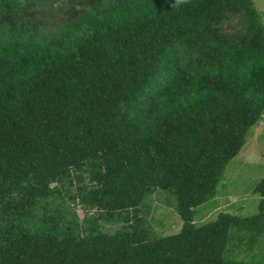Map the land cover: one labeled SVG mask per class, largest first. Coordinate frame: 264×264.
<instances>
[{"label":"trees","instance_id":"obj_1","mask_svg":"<svg viewBox=\"0 0 264 264\" xmlns=\"http://www.w3.org/2000/svg\"><path fill=\"white\" fill-rule=\"evenodd\" d=\"M77 1L53 41L42 9L75 0H0V264H247L229 254L264 232V178L257 214L193 218L264 113L253 1ZM63 189L97 213L87 230ZM156 190L183 225L150 238Z\"/></svg>","mask_w":264,"mask_h":264},{"label":"rangeland","instance_id":"obj_2","mask_svg":"<svg viewBox=\"0 0 264 264\" xmlns=\"http://www.w3.org/2000/svg\"><path fill=\"white\" fill-rule=\"evenodd\" d=\"M252 1L255 9L261 14L264 25V0ZM76 2L78 1L75 0V4L57 2L51 7L42 9L41 17L45 24V32L51 40L62 39L67 21L70 19L68 11L72 5H76ZM75 8L79 9L77 5ZM263 178L264 113L259 122L247 132L246 142L240 153L224 167L216 187L215 197L195 208L193 221L198 225L207 223L215 220L219 213H229L242 218L257 214L261 197L255 192V188ZM70 194L63 189L58 197V204L63 206L62 210L66 213L67 222L76 221L79 229L81 227L82 231L87 230L90 221L97 213L94 210L83 211L77 201L69 198ZM56 205L54 202H47L46 207L53 213L52 210ZM176 207V200L170 192L156 190L147 196L139 213V219L143 220L142 227L147 236L156 238L178 233L183 222L177 214ZM99 225L101 230L107 233H113L126 226L120 218L109 222L100 221ZM246 243V249H244L245 245H239L231 255L229 254V257L242 260L247 264H264V232L247 234ZM225 256L227 257V253Z\"/></svg>","mask_w":264,"mask_h":264}]
</instances>
